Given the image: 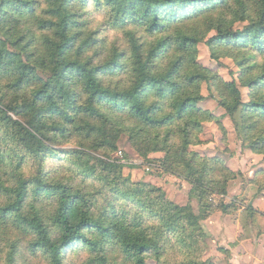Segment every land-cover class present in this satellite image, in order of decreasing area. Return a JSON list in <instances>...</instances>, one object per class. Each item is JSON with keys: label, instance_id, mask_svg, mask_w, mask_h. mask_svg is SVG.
I'll use <instances>...</instances> for the list:
<instances>
[{"label": "trees", "instance_id": "obj_1", "mask_svg": "<svg viewBox=\"0 0 264 264\" xmlns=\"http://www.w3.org/2000/svg\"><path fill=\"white\" fill-rule=\"evenodd\" d=\"M91 4L108 10L106 24L123 30L124 48H109L99 33L86 32L80 12ZM238 22L245 27L235 30ZM203 27V36L194 34ZM210 32L215 33L207 42L212 56L220 50L240 66L248 103L237 80L223 82L196 62L197 46ZM118 75L124 76L122 89L107 87L104 78ZM211 81L222 84L221 107L239 119L240 131L253 135L251 149L264 157V0H0V193L6 197L0 224L30 233L31 249L43 252L47 264H70L68 255L80 252H87L82 264H148L149 259L174 264L178 254V264H212L197 251L207 238L200 221L213 211L205 203L208 195L216 189L225 194L234 175L219 159L187 155L201 122L215 120L198 108L201 84ZM69 133L94 139V151L113 153L120 135L127 134L144 157L142 143L165 152L168 170L184 168L201 215L147 184L126 189L115 184L113 199L106 197L97 213L96 202L62 180H22L6 170L13 162L10 144L44 162L51 151L47 143ZM177 136L179 147L170 144ZM178 155L181 159L172 161ZM97 161L77 167L99 182L109 178L100 167L120 168ZM217 170L226 176L214 181ZM121 203L127 204L123 213ZM246 218L256 237L264 234L257 224L263 213L251 207ZM242 227L248 233L247 225ZM19 250L12 242L1 264H20Z\"/></svg>", "mask_w": 264, "mask_h": 264}, {"label": "rangeland", "instance_id": "obj_2", "mask_svg": "<svg viewBox=\"0 0 264 264\" xmlns=\"http://www.w3.org/2000/svg\"><path fill=\"white\" fill-rule=\"evenodd\" d=\"M77 4H74V8ZM87 22L86 32L99 33L100 39H104L109 48L117 46L124 48V32L115 31L106 24L105 15L108 10H98L94 5L81 7V12ZM244 23L238 22L234 28L243 29ZM191 29V28H189ZM204 30H194V34H201ZM203 36V33L201 34ZM215 36L214 32L208 33L202 42L197 46L198 54L196 62L202 67L209 70L213 75H217L220 80L230 83L237 80L238 88L242 92L245 103L249 102V92L239 82L241 77V68L234 59L224 57L219 50V54L215 59L212 56V50L207 45L208 40ZM40 38V36H38ZM9 47V46H8ZM99 49V47H98ZM261 64V60L258 61ZM105 83L107 87L115 90L122 89L119 86L120 81L124 79L123 75H118L117 78L106 76ZM222 84L211 81V83H202L200 87V95L203 100L198 103V108L202 111L210 113L215 117V120L202 121L201 127L195 144L188 147L187 155L196 154L199 159H219L224 167H227L234 177L228 180L227 192L220 193L216 189L206 198V204L213 207L209 218L200 221L207 238L204 239L205 246L197 247L202 261L212 264H230L231 253L227 252L223 240L219 239V233L214 229L218 228V222L228 216L231 221H235L239 225H247L248 233L244 232L241 225V233L238 237L249 233L252 236L253 221L246 218V211L252 206L254 198H264V157L263 155L254 153L249 144V138L253 135H247L244 131L238 129L239 119H232L220 105V99L223 94ZM12 115V114H11ZM180 136L172 138L170 144L179 147ZM94 139L86 138L76 134H64L57 137L56 140L49 141L51 151L47 155L44 162H41L36 156L28 154L25 149L17 144H10L12 165L6 170L11 176L18 175L22 180H31L41 178L48 183L64 181L66 184L78 189L83 194L90 197L96 205L95 212L102 213L105 205V198L113 199L111 188L115 184H119L126 189V186L142 184L150 185L156 189H160L168 201L175 205L186 207L191 206L195 215H201V208L197 198L192 196V185L184 176V168L176 166L173 170H168L163 164L165 152L157 150H149L147 143H142L141 150L143 153L148 151L147 157L140 154L134 147L130 137L127 134H121L116 142L117 150L113 153L105 151H94L91 148V143ZM85 145H90L86 147ZM161 149L162 146L158 145ZM88 148V149H87ZM90 149V150H89ZM80 158L78 161V155ZM181 156H176L172 161L177 162ZM101 160L108 164L120 167L106 169L100 167L102 173H107L109 178L99 182L95 177H87L83 170L77 167L81 161L90 162V165H98ZM20 164V168L17 166ZM223 173L217 170L212 176L214 181L221 180ZM9 176L5 177V180ZM20 181L14 180V185ZM11 183V182H9ZM109 185V188H108ZM104 188V189H103ZM102 191V192H101ZM158 194V193H154ZM160 195V194H158ZM45 199V198H43ZM95 199H98L95 201ZM6 197L4 193H0V205L5 203ZM118 208L120 213L126 211L127 204L121 203ZM229 209L224 211V207ZM46 213L51 212L46 209ZM264 229V220L257 221ZM47 225H51L47 220ZM212 231V232H211ZM23 229H17L11 224H0V256L3 251L12 247V242H17L19 246V262L20 264H47V257L43 252L33 251L31 244L33 236L27 235ZM254 236V235H253ZM256 238V236L251 237ZM227 241V239H225ZM240 240V239H239ZM229 251V250H228ZM69 256L70 264H82L87 258V252H80L77 256ZM115 258V256L111 255ZM174 264H178L181 260L180 254L173 258ZM2 259H0V264ZM153 259L148 260V264H157Z\"/></svg>", "mask_w": 264, "mask_h": 264}, {"label": "crops", "instance_id": "obj_3", "mask_svg": "<svg viewBox=\"0 0 264 264\" xmlns=\"http://www.w3.org/2000/svg\"><path fill=\"white\" fill-rule=\"evenodd\" d=\"M252 201L254 209L264 214V198H254ZM214 230L226 244V250L231 253L230 264H264V234L251 238L255 236L253 234L254 236L239 240L241 225L231 221L228 216L219 221L218 228Z\"/></svg>", "mask_w": 264, "mask_h": 264}]
</instances>
